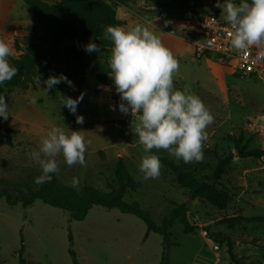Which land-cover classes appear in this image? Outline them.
Returning <instances> with one entry per match:
<instances>
[{"label": "rangeland", "instance_id": "obj_1", "mask_svg": "<svg viewBox=\"0 0 264 264\" xmlns=\"http://www.w3.org/2000/svg\"><path fill=\"white\" fill-rule=\"evenodd\" d=\"M44 1L52 4L57 0ZM162 11L174 19L199 12L225 18L226 13L212 0H136L118 8V18L124 23L121 28L126 31L145 25L146 17L152 21L145 26L161 38L180 65L174 75V88L198 96L213 115V123L205 129L203 160L185 163L186 169L198 179H212L218 158L233 153L235 157L221 179L233 195L231 203L218 209L200 199L191 201L163 159L174 164L184 162L163 149L145 153L135 135L139 114L126 117L121 113L113 91L101 86L91 74H87L81 88L70 86L76 99L83 96L77 112V116L84 117L83 124L65 118L61 95L55 88L47 95L41 86L6 93L9 117H0V188L12 194L38 189L34 180L41 170L31 152L38 149L54 126L68 135L80 132L87 144L85 164L69 167L62 154L55 157L59 166L55 175L66 186L81 191L89 185L110 192L116 187V163L122 159L140 184V189L129 192L125 201L138 202L157 224L169 216L174 203H188V219L198 230L186 234L179 222L172 225L166 264H227V249L209 239L221 234L232 242L234 264H264V157L241 158L234 145V139L243 135V145L264 149V81L254 75H232L212 60L196 59L189 42L194 36L158 22ZM33 25L38 23L24 0H0V40L13 50L8 57L10 64L20 54L16 43H22ZM33 97L36 105L30 103ZM148 154L159 156L161 169L158 178L144 180L139 164ZM73 178L78 180L75 186ZM240 217L263 220L235 222ZM70 233L79 264H160L162 260V237L148 234L145 223L134 215L93 206L84 220L77 221L41 201L24 208L9 206L0 199V264H18L22 239L24 257L31 262L74 264L69 253Z\"/></svg>", "mask_w": 264, "mask_h": 264}, {"label": "trees", "instance_id": "obj_2", "mask_svg": "<svg viewBox=\"0 0 264 264\" xmlns=\"http://www.w3.org/2000/svg\"><path fill=\"white\" fill-rule=\"evenodd\" d=\"M225 0H220L223 3ZM26 5L32 9L38 25H33L27 30L22 43H16V50L20 53L12 60L11 65L18 69L16 76L11 81H6L0 86V95L5 97L8 91L18 89L27 91L31 87L41 86L44 80L50 76L68 77L73 86L81 88L91 74L101 86L113 84L110 78L108 59L111 55L112 45L110 41L103 38L104 29L107 26H123V21L118 18L117 10L120 6L134 3L136 0H57L48 3L44 0H24ZM217 0H212L216 5ZM200 13V12H199ZM202 14H208L201 12ZM65 42H70L64 45ZM95 42L101 47V52L91 54L85 52L84 46ZM37 79L41 81L37 84ZM61 95V105L65 118L71 123H76L77 112L71 113L63 107L64 97L76 99L67 83L54 86ZM114 100L120 104L118 94ZM127 114L126 117H130ZM244 137L240 135L234 139L236 151L241 158L261 159L264 157V149H249L243 145ZM235 155L227 154L218 158L217 167L212 179L201 180L193 176L186 169V164H174L163 159L176 177L180 186L188 192L189 199L203 200L211 206L224 209L233 200V195L221 183L224 172L229 168ZM116 187L110 192H103L93 186H84L81 191L63 184L55 174L49 182L40 184L38 189L31 192L18 190L16 194L0 188V199L5 200L9 206L21 205L24 208L32 206L36 201L60 209L69 214L72 220H84L93 206H101L106 209H118L124 214H131L143 221L147 227L148 234L155 233L162 237L163 256L160 264H166V251L172 246L170 229L175 222H179L186 234H193L198 227L192 225L188 219V203H174L169 216L161 224H157L148 210L141 207L138 202L128 203L125 196L129 192H137L140 184L130 175L128 168L122 159H119L114 169ZM211 181H214L211 183ZM260 217L235 219V222L245 221L248 223L261 222ZM209 239L220 247H225L235 263L232 251V242L226 235L210 236ZM69 253L74 264H79L74 251L73 236L69 234ZM18 251V264H36L24 257V241Z\"/></svg>", "mask_w": 264, "mask_h": 264}, {"label": "clouds", "instance_id": "obj_3", "mask_svg": "<svg viewBox=\"0 0 264 264\" xmlns=\"http://www.w3.org/2000/svg\"><path fill=\"white\" fill-rule=\"evenodd\" d=\"M215 6L226 13L225 20L232 29L228 32L231 47L246 54L255 46L258 49L255 62H264V0H239V3L217 0ZM151 23L146 17L145 25ZM145 25L138 24L127 31L117 26L104 29L103 38L112 45L108 66L121 101L119 111L126 115L139 114L135 135L145 153L163 149L184 163L200 162L203 160L202 145L207 139L205 129L213 123L214 117L198 96L174 88L179 62L161 38ZM84 50L89 54L99 53L101 47L90 42ZM13 54V50L0 40V86L11 81L18 72L8 60ZM36 82L41 83L39 79ZM62 82L73 86L63 74L44 80L45 95ZM82 99L83 96L78 99L64 97L63 107L75 114ZM30 103L36 105L37 99L33 97ZM8 110L6 98L0 95V117L4 120L9 117ZM76 123L83 124L84 117L77 116ZM86 151L87 144L80 132L71 131L68 135L61 127H52L38 149L30 154L41 170L34 183L49 182L52 174L59 172L55 159L58 154H62L64 162L71 167L85 164ZM160 169L158 155L148 154L141 158L139 172L144 180L158 178ZM72 183L75 186L78 180L73 178Z\"/></svg>", "mask_w": 264, "mask_h": 264}, {"label": "built area", "instance_id": "obj_4", "mask_svg": "<svg viewBox=\"0 0 264 264\" xmlns=\"http://www.w3.org/2000/svg\"><path fill=\"white\" fill-rule=\"evenodd\" d=\"M158 22L193 35L194 40H188L194 46L196 59L212 60L232 75H254L264 81V62H255L258 49L253 46L246 54L233 49L228 35L232 29L225 18L211 13H188L185 18L174 19L162 11Z\"/></svg>", "mask_w": 264, "mask_h": 264}, {"label": "water", "instance_id": "obj_5", "mask_svg": "<svg viewBox=\"0 0 264 264\" xmlns=\"http://www.w3.org/2000/svg\"><path fill=\"white\" fill-rule=\"evenodd\" d=\"M108 87L113 91L114 95L117 94L116 91H115V86L113 84L109 85ZM213 182L214 181H211V183H213ZM224 255H225V259H226L227 264H234L232 262V260H231L230 254L228 252L225 251V254Z\"/></svg>", "mask_w": 264, "mask_h": 264}, {"label": "crops", "instance_id": "obj_6", "mask_svg": "<svg viewBox=\"0 0 264 264\" xmlns=\"http://www.w3.org/2000/svg\"><path fill=\"white\" fill-rule=\"evenodd\" d=\"M134 5V4H133ZM117 14H118V10H117ZM190 42V41H189ZM89 214V213H88Z\"/></svg>", "mask_w": 264, "mask_h": 264}]
</instances>
